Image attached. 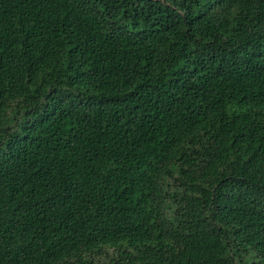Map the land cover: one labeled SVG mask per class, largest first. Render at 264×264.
Segmentation results:
<instances>
[{
    "label": "trees",
    "instance_id": "1",
    "mask_svg": "<svg viewBox=\"0 0 264 264\" xmlns=\"http://www.w3.org/2000/svg\"><path fill=\"white\" fill-rule=\"evenodd\" d=\"M0 264H264V0H0Z\"/></svg>",
    "mask_w": 264,
    "mask_h": 264
}]
</instances>
